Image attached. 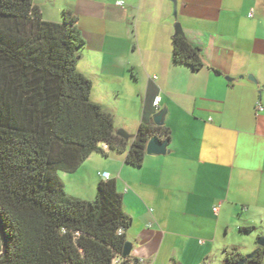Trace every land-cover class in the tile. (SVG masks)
Instances as JSON below:
<instances>
[{
    "label": "crops",
    "instance_id": "crops-1",
    "mask_svg": "<svg viewBox=\"0 0 264 264\" xmlns=\"http://www.w3.org/2000/svg\"><path fill=\"white\" fill-rule=\"evenodd\" d=\"M174 1L32 0L44 21L75 18L85 42L76 69L130 135L123 154L102 145L105 155L59 176L82 200L95 197L101 174L116 182L131 264H223L232 248L245 255L229 238L255 229L242 225L259 222L256 241L264 235V0ZM176 24L200 51L197 71L173 62ZM145 105L165 111L169 139L167 153L136 168L125 157Z\"/></svg>",
    "mask_w": 264,
    "mask_h": 264
},
{
    "label": "trees",
    "instance_id": "trees-1",
    "mask_svg": "<svg viewBox=\"0 0 264 264\" xmlns=\"http://www.w3.org/2000/svg\"><path fill=\"white\" fill-rule=\"evenodd\" d=\"M172 43L174 63L202 68L198 48L178 34ZM84 45L69 12L52 23L32 0H0V264H131L121 256L130 218L116 182L100 180L95 197L82 200L66 194L59 176L105 155L102 145L115 154L127 147L76 69ZM152 115L145 105L125 157L131 167L142 165L151 136L169 139ZM244 256L232 248L223 264ZM263 257L256 248L246 264Z\"/></svg>",
    "mask_w": 264,
    "mask_h": 264
},
{
    "label": "water",
    "instance_id": "water-1",
    "mask_svg": "<svg viewBox=\"0 0 264 264\" xmlns=\"http://www.w3.org/2000/svg\"><path fill=\"white\" fill-rule=\"evenodd\" d=\"M171 1L175 2L174 0H171ZM174 28H175V34L182 35V31L178 24H176ZM164 114H165V111L161 110L152 116L153 125L155 127H161L163 125ZM116 135L123 138L126 141L130 139V135H128L122 130L116 131ZM167 143H168L167 140L161 141L156 135H153L148 139L146 143L145 154L164 155L165 153H167V149H166ZM256 244L258 246L257 248H264V235L260 236L257 239ZM130 251H131V244L129 242H126L124 245L123 251L121 253V256L123 258L129 257ZM254 253L255 251H253L252 253L248 255H245L242 259L238 260L237 262L233 264H246V262L253 257Z\"/></svg>",
    "mask_w": 264,
    "mask_h": 264
},
{
    "label": "rangeland",
    "instance_id": "rangeland-1",
    "mask_svg": "<svg viewBox=\"0 0 264 264\" xmlns=\"http://www.w3.org/2000/svg\"><path fill=\"white\" fill-rule=\"evenodd\" d=\"M80 192V191H79ZM82 196L87 197V192L82 193ZM242 228H255L254 230H251L249 233L238 235L237 232L234 233V235L229 236L233 242L236 243L237 246L240 247V250L243 252V254L248 255L256 250V238L257 236L261 235L263 233L261 228V225L259 222H257L255 225H242ZM255 246V247H254Z\"/></svg>",
    "mask_w": 264,
    "mask_h": 264
},
{
    "label": "built area",
    "instance_id": "built-area-1",
    "mask_svg": "<svg viewBox=\"0 0 264 264\" xmlns=\"http://www.w3.org/2000/svg\"><path fill=\"white\" fill-rule=\"evenodd\" d=\"M116 4H117V6H119V7H122V6H123V2H122V1H118ZM159 103H160V97L157 96V97L153 100L152 105H153V107H154L155 109H157L158 106H159ZM258 110L262 111L263 109H262V107L259 106V107H258ZM100 177H101V179H104V180H108V179H110V176H109L108 174H106V173L101 174ZM213 212H214V213L217 212V207L213 208ZM122 261H123V260H122L121 258H114L113 261H112V264H121Z\"/></svg>",
    "mask_w": 264,
    "mask_h": 264
}]
</instances>
